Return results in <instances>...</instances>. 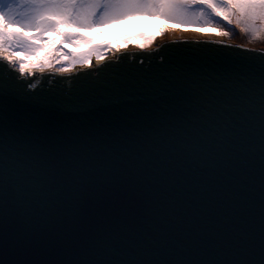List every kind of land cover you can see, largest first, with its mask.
Listing matches in <instances>:
<instances>
[{
  "label": "snow or ice",
  "instance_id": "obj_1",
  "mask_svg": "<svg viewBox=\"0 0 264 264\" xmlns=\"http://www.w3.org/2000/svg\"><path fill=\"white\" fill-rule=\"evenodd\" d=\"M130 16L178 25L207 16L245 31L264 21V0H0V67L8 73L0 74V264H22L18 257L52 233L81 256L74 264H264V67L177 58L129 79L105 64L111 45L87 33ZM93 59L113 67V77H76L63 99L36 96L21 79L46 68L94 69ZM122 88L163 102L84 127L49 119L90 112L86 98ZM257 158L258 200L249 188ZM203 224L214 226L227 259L166 258L207 249L184 239Z\"/></svg>",
  "mask_w": 264,
  "mask_h": 264
},
{
  "label": "water",
  "instance_id": "obj_2",
  "mask_svg": "<svg viewBox=\"0 0 264 264\" xmlns=\"http://www.w3.org/2000/svg\"><path fill=\"white\" fill-rule=\"evenodd\" d=\"M225 45H231L232 47L225 48ZM122 57V63L117 65L116 62L120 61ZM177 58L196 59L214 66H234L245 71L258 70L264 67V50L262 49H252L227 42L182 39L166 41L151 49L122 50L115 56L106 59L105 64L114 65L115 70H127L124 75L131 79L136 73H150L151 70L157 67L169 65ZM95 69L104 70L97 73ZM85 73H88V75H85ZM0 74L8 75L3 67H0ZM113 75V67L105 68L104 64H96L94 69L80 68L63 75L55 71H43L34 76L22 77L21 79L25 85H35L34 95L36 96H52L57 99H63L66 95L75 91V87L80 80L87 79L104 83L111 79ZM76 77H79L80 80L75 79ZM86 102L92 108V111L72 117L51 114L49 119L70 127H84L104 119L130 117L134 112L147 105L162 103L163 98L141 94L134 88H122L101 96L86 98ZM251 166L257 179L255 183L249 185V188L258 200V158L253 160ZM190 170L193 173L197 172L194 166ZM221 222L227 227L228 217L225 216ZM10 227L12 231H15V223ZM215 230L213 225L203 224L197 232H186L185 240L197 238L207 242L209 247L190 256L181 254L178 248L176 255L166 258L169 260L191 259L201 262L227 259L222 250V239L214 236ZM18 259L22 264H68L70 261L74 264V262L81 259V256L75 252L66 251L57 243L55 234L52 233L47 240L33 245L30 251L21 254ZM149 259L159 260L165 259V257L152 256Z\"/></svg>",
  "mask_w": 264,
  "mask_h": 264
},
{
  "label": "rangeland",
  "instance_id": "obj_3",
  "mask_svg": "<svg viewBox=\"0 0 264 264\" xmlns=\"http://www.w3.org/2000/svg\"><path fill=\"white\" fill-rule=\"evenodd\" d=\"M168 27L178 30L183 34H195L197 37L217 38L230 44L264 50V21H257L254 26H250L247 30L242 31L241 28L237 27L235 24L228 25L227 22L222 19L209 18L207 16L201 19L194 18L192 23L181 25L166 21L157 16H130L119 22L94 29L87 34L90 37H94L95 43L97 44L111 45L110 48L103 49L108 59L122 50L140 49L138 45L141 43L147 45L145 49H151L165 42L168 39L166 30ZM200 27H215L217 30L229 31L230 36L220 37L213 32H202L197 30ZM149 39L152 40L150 44L148 43ZM115 49H119V51H115ZM71 50L84 52L86 51V47H76L72 45ZM93 64H97L95 59H93ZM59 66L60 65H56V68H59ZM80 68L85 67L78 64L72 71ZM44 71L58 72L55 68L51 70L46 68Z\"/></svg>",
  "mask_w": 264,
  "mask_h": 264
},
{
  "label": "bare ground",
  "instance_id": "obj_4",
  "mask_svg": "<svg viewBox=\"0 0 264 264\" xmlns=\"http://www.w3.org/2000/svg\"><path fill=\"white\" fill-rule=\"evenodd\" d=\"M166 30H167V37H168V39L166 41L181 40L182 39V40H208V41H216V42H225V41L219 40L217 38H208V37H201V36L197 37V36H195V34H183L182 32H179L178 30H175V29L170 28V27H168ZM39 73H42V72H40V71L35 72V74H39Z\"/></svg>",
  "mask_w": 264,
  "mask_h": 264
}]
</instances>
